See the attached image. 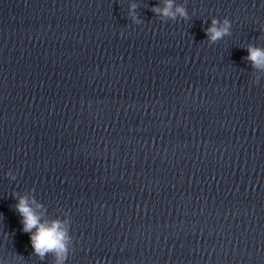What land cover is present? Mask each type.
<instances>
[{
	"label": "clouds",
	"instance_id": "obj_1",
	"mask_svg": "<svg viewBox=\"0 0 264 264\" xmlns=\"http://www.w3.org/2000/svg\"><path fill=\"white\" fill-rule=\"evenodd\" d=\"M135 8V4L130 6L133 13ZM151 11L162 18V21L176 20L178 17L185 20L189 18L186 7L183 4L176 3V0H161L159 5L151 8ZM231 28V21L227 17L223 19L212 17L210 25L204 31L208 42L214 44L231 35ZM245 59L250 62L253 69L264 71V47L249 44ZM258 81L259 78L255 82ZM7 175L15 179L11 171ZM42 207L43 205L37 202L34 196L31 198L18 196L15 209L20 214V222L23 225L22 230L30 235L32 249L42 260L46 256H51L52 264H66L70 246L73 244L68 214L66 213L63 218L57 217L47 220L42 217L39 211Z\"/></svg>",
	"mask_w": 264,
	"mask_h": 264
}]
</instances>
